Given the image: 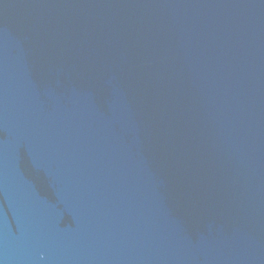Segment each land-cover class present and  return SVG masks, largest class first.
<instances>
[{
    "label": "water",
    "instance_id": "water-1",
    "mask_svg": "<svg viewBox=\"0 0 264 264\" xmlns=\"http://www.w3.org/2000/svg\"><path fill=\"white\" fill-rule=\"evenodd\" d=\"M0 264H264V0H0Z\"/></svg>",
    "mask_w": 264,
    "mask_h": 264
}]
</instances>
